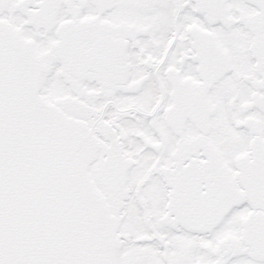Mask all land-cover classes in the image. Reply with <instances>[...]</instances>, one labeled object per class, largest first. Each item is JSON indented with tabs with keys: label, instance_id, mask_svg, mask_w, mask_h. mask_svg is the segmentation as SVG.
Returning a JSON list of instances; mask_svg holds the SVG:
<instances>
[{
	"label": "snow or ice",
	"instance_id": "1",
	"mask_svg": "<svg viewBox=\"0 0 264 264\" xmlns=\"http://www.w3.org/2000/svg\"><path fill=\"white\" fill-rule=\"evenodd\" d=\"M0 264H264V0H0Z\"/></svg>",
	"mask_w": 264,
	"mask_h": 264
}]
</instances>
